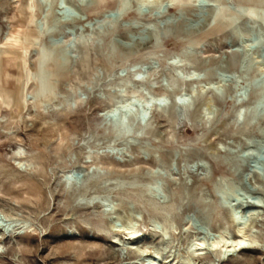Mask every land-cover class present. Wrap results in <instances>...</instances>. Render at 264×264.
Listing matches in <instances>:
<instances>
[{"label":"rangeland","instance_id":"obj_1","mask_svg":"<svg viewBox=\"0 0 264 264\" xmlns=\"http://www.w3.org/2000/svg\"><path fill=\"white\" fill-rule=\"evenodd\" d=\"M117 2L128 11L108 17ZM143 4L0 0V264H187L198 242L201 263L264 264L263 249L213 248L238 235L234 210L264 243V0ZM188 76L224 93L208 125L202 97L126 135L103 115L132 88L188 93Z\"/></svg>","mask_w":264,"mask_h":264},{"label":"bare ground","instance_id":"obj_2","mask_svg":"<svg viewBox=\"0 0 264 264\" xmlns=\"http://www.w3.org/2000/svg\"><path fill=\"white\" fill-rule=\"evenodd\" d=\"M141 1L143 3H145V4H147V5L152 6V7L162 6V3H163V0H141ZM117 5H119L120 7L123 6V7H125V9H128V7H127L125 2H117L116 6L114 8H116ZM107 12H109V11H103L102 13L106 14ZM138 12L141 13V8L138 9ZM250 13L252 14L253 12H250ZM105 14H104V16H105ZM249 16H251V15H249ZM188 81H191V80H188ZM193 81H194V79L192 80L190 86L194 85ZM179 87H180L179 79L171 78L169 84L167 83L166 87L162 88L161 92H159L157 94H149V95L152 98H161V97H164L165 95H170L171 97L181 96L182 93H183L182 91L186 90V89H182V88L180 89ZM196 89L197 90L195 92V96L193 97L192 104L188 105V106H185V110L187 112L188 111L190 112L192 110L191 107H193L195 105L197 98L202 97V105H201V107L199 109V113L200 114L199 113L198 114H199V116L203 117V121L207 123L206 125H208V124H210L212 122V120H213V118H214V116L216 114V107H215V104H214V98H213L214 96H213V94L216 95L218 98H223L224 97V93H223V91H221L220 93L215 92L213 89L205 88V86H202V88H198L197 87ZM189 91L190 90H188V92ZM184 92L186 93L187 90L184 91ZM147 94H146V92H144L143 89L132 88V90H130V93H129L128 97L126 95H125V98H123V99H119V98H114L113 97V99L110 100V104L105 108V110H104L105 112L103 113V115L106 117L107 114L109 112H111L117 105L129 103V102H131L132 99H137V98L143 99L144 98L146 100V99H148L147 98ZM75 99L81 100L82 98L80 96H76ZM75 99H74V101H75ZM204 108L206 110H208V111H206V113H204ZM243 108H244L243 106H240L238 108V110H237V113L241 112L242 110H246V112L249 110L247 108H244V109ZM175 110H177V109L174 108V106L170 105L168 107H164L161 110H157V111L154 110V113L156 112L158 114H161L162 116H166L168 119H171V117L174 116L177 113V112L175 113ZM237 113H235V115ZM203 114H205V115H203ZM235 115H234V117H235ZM233 118H232V120H233ZM233 121H235V120H233ZM147 126H150V121L148 122V124H146L144 126V128H146ZM149 129L150 128L148 127V130ZM16 153L18 154V158H17L18 162L17 163L21 164V161H23L24 158L21 156V154L19 155V153H20L19 151L16 150ZM88 155H89L88 157H89L90 161H93V162L94 161H99L100 158H101L99 153H91V154H88ZM70 171L71 170H69V172ZM64 184H65V187L69 191H71V193L73 194V197H75L78 193H81V191H82L81 189H79L80 187L77 188L73 184L72 185L71 184L68 185L65 181H64ZM82 189H84V187ZM91 200H93V199L87 200V203H89ZM94 203L95 202H93V204ZM93 204H91V205H93ZM249 212H251V211H249ZM242 215L243 214H240V211H237V210L231 211L229 213V216H230L232 222L235 223V221L238 220L237 223H236L238 235H236L235 237L233 236L232 238H229V239L221 237L220 239L214 241L213 248H215V249L219 248V253L220 254L227 255V257H228L229 255L233 254L232 252H234L236 250H243V249H250V248H258V249H263L264 250V243L261 242L260 239L257 236L247 233L246 232L247 230L245 231L246 222L239 220L240 216L243 217ZM127 221L128 222H127V225H126V229L129 230L127 239L131 240V239L137 238L138 237V231L135 229V222L133 221L132 218L127 219ZM109 224H111L113 227H115L117 225L115 220H113V219L109 221ZM112 241L114 243H118L117 242L118 241L117 237L114 236ZM201 245L203 246V242H201V243L198 242V243H194V244L192 243V246H191L190 249L194 252L195 256H198V255H200V254H202L204 252V251L202 253H197L196 252V251H198V249H200V248H197V247H199ZM2 253H3V251L0 249V254H2ZM158 256H159V254H158V252H156L155 256L152 257V259L150 261V264H159L158 263V258H159ZM195 256L189 258L187 264H205V263H201V262L197 261V259H196L197 257H195Z\"/></svg>","mask_w":264,"mask_h":264},{"label":"water","instance_id":"obj_3","mask_svg":"<svg viewBox=\"0 0 264 264\" xmlns=\"http://www.w3.org/2000/svg\"><path fill=\"white\" fill-rule=\"evenodd\" d=\"M146 5V4H143ZM168 5H172L171 1H169ZM150 6V5H147ZM129 9V8H128ZM128 9H125L123 6L117 5L114 11H112L108 17H120L124 15ZM143 9L141 8V12H143ZM249 18H251L248 15ZM177 61H174L173 63H176ZM196 76H188L187 79H196ZM137 80H144L146 79V74H141L136 76ZM168 83V80L165 81V84ZM197 85L194 84L193 86H190L188 93H182L181 96H174L171 97L170 95H165L161 98H152L149 94H147L148 99H132L131 102L117 105L111 112H109L106 116V118H112L114 119V127L117 130V133L120 135H126L130 133L133 129V126L136 122L139 121L140 123V129L139 132H142L144 129V126L148 124L149 121H151L154 117V110H161L164 107H168L170 105L174 106L177 110H185V106L191 105L193 102V97L195 96V92ZM215 92L220 93L222 89H214ZM245 93V92H244ZM84 102V101H82ZM73 106L75 107L77 105V102L74 101ZM204 113H206V109L204 108ZM208 113V112H207ZM246 115V110H242L241 112L237 113L233 120L236 122H240L244 119ZM141 125L143 127H141ZM89 159V157H88ZM90 160V159H89ZM31 166V165H27ZM20 169L24 170L26 169L25 165H20ZM92 170H96L98 172H103L104 170L101 169L99 166H94ZM73 179V176H67L64 181L69 185L71 184V181ZM157 188V187H155ZM87 202V201H85ZM95 202V199L91 200L88 204L91 205ZM92 206V205H91ZM112 206H107L105 209L106 211H112ZM249 217H245V220L247 221ZM227 255H222L221 258H226Z\"/></svg>","mask_w":264,"mask_h":264}]
</instances>
